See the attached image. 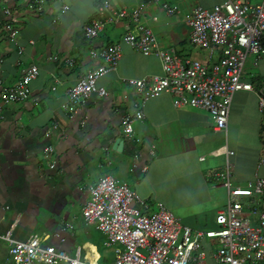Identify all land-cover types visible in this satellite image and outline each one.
I'll return each mask as SVG.
<instances>
[{"label": "crops", "instance_id": "0c3cea01", "mask_svg": "<svg viewBox=\"0 0 264 264\" xmlns=\"http://www.w3.org/2000/svg\"><path fill=\"white\" fill-rule=\"evenodd\" d=\"M102 1L0 0V233L15 223L12 236L16 239L37 234L71 256L112 264L114 246L106 245V235L82 215L91 185L110 174L137 192L139 180L165 174L159 162L166 155L178 154L182 163H190L191 158L192 166L206 157L220 159L212 167L195 168L204 174L209 199L223 193L222 201L213 207L216 226L215 216L226 205L228 192L215 173L224 170L226 161L231 165L232 186L264 178V113L257 96L260 88L253 84L252 90L234 93L227 126L221 130L206 110L175 107L168 92L143 101L128 79L161 74L162 69L158 56L134 51L123 42L124 33H137L139 23H108L94 38L84 32L94 18L139 5L145 9L140 24L150 28L160 46L174 47L183 57L210 60L215 53L190 43L184 17L195 6L210 9L224 0H108L112 9L101 12ZM160 1L177 5L179 14H167ZM5 23L17 30L14 39L3 31ZM117 44L121 55L116 69L97 81L107 95L94 93L76 113H67L62 103L68 88L87 71L108 64L99 55L92 57L91 51ZM252 55L244 67L246 81L264 76V57ZM31 65L37 66L38 74L29 84L28 97L3 102L2 87L14 85ZM137 109L143 117L133 122V135L127 137L122 120ZM116 139L122 145L113 149ZM48 145L54 149L49 157L43 152ZM224 147L233 153H219ZM129 173L134 174V187ZM240 200L243 216L258 225L264 196ZM7 249L8 243L0 240V264L7 259Z\"/></svg>", "mask_w": 264, "mask_h": 264}, {"label": "built area", "instance_id": "2783aa9c", "mask_svg": "<svg viewBox=\"0 0 264 264\" xmlns=\"http://www.w3.org/2000/svg\"><path fill=\"white\" fill-rule=\"evenodd\" d=\"M167 14H179L177 5L160 1ZM98 9H112L108 0H103ZM7 11V10H5ZM145 9L132 8L113 10L104 18H94L84 27L88 38L96 37L108 23L137 21L138 32L126 31L122 37L134 51L158 56L161 74L131 78L128 82L142 94L143 101L168 92L177 108H201L215 122V128L225 129L228 122L233 95L238 90H252L249 80H243L244 63L248 54L256 59L264 57V0H224L207 9L193 7L185 14L190 28L189 41L200 49L216 54L214 59H181L174 47L160 46L148 26L140 24ZM157 18L153 16V20ZM3 31L14 39L17 30L3 24ZM21 51V49H20ZM99 55L108 64L98 66L78 77L68 88L62 108L69 114L77 112L92 94L107 95L99 86L98 79L116 69L121 55L120 46L109 45L91 56ZM38 74L36 65H31L22 77L10 86L2 87L3 102H16L28 97L29 84ZM260 110L264 113V90H257ZM1 107V106H0ZM143 112L135 110L122 120L123 134L133 135V122L141 119ZM264 135V122H263ZM53 148H43L51 156ZM227 156L232 151L225 147L219 151ZM264 161V156L262 158ZM53 167L54 164L50 163ZM217 176L227 188L228 200L215 216V228L183 225L161 202L155 209L143 200L126 183L110 174L103 175L88 189L89 196L82 206L86 222L106 235V245L114 246L112 264H258L264 262V214H259V224L253 226L242 214L240 198L264 196V178L257 177L245 186H232L231 165L228 160ZM15 223L0 233V240L8 243L4 264H100L87 262L79 255L71 256L64 249L43 242L37 234L20 240L12 236ZM205 242L207 246H205Z\"/></svg>", "mask_w": 264, "mask_h": 264}, {"label": "rangeland", "instance_id": "374dc122", "mask_svg": "<svg viewBox=\"0 0 264 264\" xmlns=\"http://www.w3.org/2000/svg\"><path fill=\"white\" fill-rule=\"evenodd\" d=\"M196 47L200 49L198 46ZM178 55L181 59L187 58L181 56L179 53ZM190 58L200 59V57ZM252 59L253 55L248 54L244 67H248ZM205 114L208 119L211 120L210 114H208V112ZM245 133L244 131V134ZM200 153H202V151H199V154ZM203 154L206 157V153L203 152ZM189 160L192 162L191 158H189ZM218 161H220V159L206 157L204 161H196L192 166L191 162L182 163L178 154L166 155L162 157V161L159 162V166L163 168L165 174H154L153 178L139 180L138 182L140 185L138 186L137 192L140 195L136 193L153 209L156 208L159 202L163 203L183 225L215 228L216 226L213 224V207L222 201L223 193L218 192L213 200L209 199L207 185L204 182V174L196 171L195 168L197 166L201 168L206 166L212 167L216 165ZM170 173L171 175L168 177ZM113 174L115 175V173ZM129 175L133 177V182L130 186L134 187V174L129 173ZM132 177L129 178V181H132ZM205 246H207L206 242Z\"/></svg>", "mask_w": 264, "mask_h": 264}, {"label": "trees", "instance_id": "16d2710c", "mask_svg": "<svg viewBox=\"0 0 264 264\" xmlns=\"http://www.w3.org/2000/svg\"><path fill=\"white\" fill-rule=\"evenodd\" d=\"M263 45H264V39L262 41ZM251 83V85L253 84L255 86V88H264V76H254L250 79L249 81Z\"/></svg>", "mask_w": 264, "mask_h": 264}, {"label": "water", "instance_id": "95a60500", "mask_svg": "<svg viewBox=\"0 0 264 264\" xmlns=\"http://www.w3.org/2000/svg\"><path fill=\"white\" fill-rule=\"evenodd\" d=\"M121 145H122V141L120 139H116L113 144V149H116V147L119 148Z\"/></svg>", "mask_w": 264, "mask_h": 264}]
</instances>
